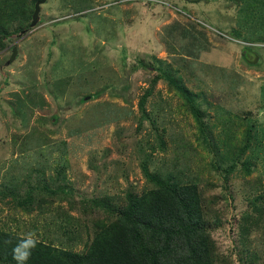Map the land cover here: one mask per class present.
I'll return each instance as SVG.
<instances>
[{"label":"rangeland","instance_id":"374dc122","mask_svg":"<svg viewBox=\"0 0 264 264\" xmlns=\"http://www.w3.org/2000/svg\"><path fill=\"white\" fill-rule=\"evenodd\" d=\"M22 3L0 50V185L62 194L30 212L0 200V229L84 253L111 209L156 188L145 164L198 185L215 264H264V0H46L34 28Z\"/></svg>","mask_w":264,"mask_h":264},{"label":"trees","instance_id":"16d2710c","mask_svg":"<svg viewBox=\"0 0 264 264\" xmlns=\"http://www.w3.org/2000/svg\"><path fill=\"white\" fill-rule=\"evenodd\" d=\"M36 1L30 0V3ZM22 6V0H0V50L6 47L2 45V40L9 36L7 26L13 19L18 20ZM183 14L189 18V14ZM162 76L189 103L190 113L199 121L200 109L194 95L183 82L174 78L171 71H165ZM228 138L232 140L234 137L229 135ZM248 143L249 137H246L242 147L237 148L241 155L245 154ZM160 145H163L162 141ZM237 150L235 146L229 147L228 154L232 160L237 158ZM233 168L231 165L228 172ZM142 169L147 180L156 188L138 195L130 193L124 206L111 209L116 219L96 232L86 252H73L39 240L27 264H215L217 248L211 230L217 229V226L208 220L203 206L206 202L198 185L182 184L180 178H161L160 174L149 173L145 164ZM244 172L250 173V168L246 167ZM46 180L42 181L41 189L31 187L25 195L20 194L21 185L2 184L0 200L11 203L15 209L30 212L35 204H46V198L40 199L43 193L54 196L59 190L62 194V187L53 189L55 182ZM34 190H39V194H35ZM102 205L110 209L109 205ZM205 207L208 209L207 205ZM254 211H257L254 218L262 216L263 203ZM60 236L70 238V231L64 225H61ZM22 238L0 229V264H16L12 248Z\"/></svg>","mask_w":264,"mask_h":264},{"label":"clouds","instance_id":"9594fccd","mask_svg":"<svg viewBox=\"0 0 264 264\" xmlns=\"http://www.w3.org/2000/svg\"><path fill=\"white\" fill-rule=\"evenodd\" d=\"M38 243L39 237L36 232L30 231L24 234V237L12 248V258L16 261V264H27V261L32 255V251Z\"/></svg>","mask_w":264,"mask_h":264},{"label":"water","instance_id":"95a60500","mask_svg":"<svg viewBox=\"0 0 264 264\" xmlns=\"http://www.w3.org/2000/svg\"><path fill=\"white\" fill-rule=\"evenodd\" d=\"M45 1L46 0H38V1L35 2L34 11H33L32 18H31V23H30V28H34L36 26V24L38 23L39 13H40V6L42 4H44ZM15 50L16 49H13L12 56L10 57V61L9 62H12L14 60V58H15Z\"/></svg>","mask_w":264,"mask_h":264}]
</instances>
